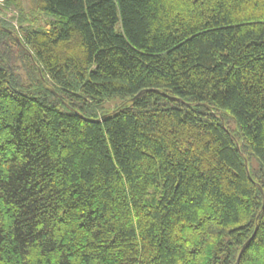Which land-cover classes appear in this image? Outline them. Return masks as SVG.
I'll return each mask as SVG.
<instances>
[{
    "label": "trees",
    "instance_id": "trees-1",
    "mask_svg": "<svg viewBox=\"0 0 264 264\" xmlns=\"http://www.w3.org/2000/svg\"><path fill=\"white\" fill-rule=\"evenodd\" d=\"M24 3L0 19V264H264V0Z\"/></svg>",
    "mask_w": 264,
    "mask_h": 264
},
{
    "label": "rangeland",
    "instance_id": "rangeland-1",
    "mask_svg": "<svg viewBox=\"0 0 264 264\" xmlns=\"http://www.w3.org/2000/svg\"><path fill=\"white\" fill-rule=\"evenodd\" d=\"M5 1V0H4ZM24 6L25 9L28 10L29 9V0H24ZM12 9V8H11ZM13 10V9H12ZM14 11V10H13ZM15 12V13H14ZM14 12H8V14L6 15L11 21H13L11 24L12 27L17 29L18 26V19H19V13L14 11ZM16 24V26H15ZM20 65V64H19ZM21 76L23 77V79L25 80V72L22 69L20 71ZM26 81V80H25ZM124 102L123 98H116V99H112V100H107L105 105H104V110L105 111H110L112 109H114L117 106H120L122 103ZM256 165V162L254 161V166Z\"/></svg>",
    "mask_w": 264,
    "mask_h": 264
},
{
    "label": "built area",
    "instance_id": "built-area-1",
    "mask_svg": "<svg viewBox=\"0 0 264 264\" xmlns=\"http://www.w3.org/2000/svg\"><path fill=\"white\" fill-rule=\"evenodd\" d=\"M8 12H14L11 8L7 7L4 0H0V19H3L4 21L13 24L6 15ZM15 13V12H14ZM16 26V24H15Z\"/></svg>",
    "mask_w": 264,
    "mask_h": 264
},
{
    "label": "water",
    "instance_id": "water-1",
    "mask_svg": "<svg viewBox=\"0 0 264 264\" xmlns=\"http://www.w3.org/2000/svg\"><path fill=\"white\" fill-rule=\"evenodd\" d=\"M139 95H140V93L137 96L133 97L132 101H135ZM104 119H105V116H102L100 121L103 122ZM223 127H224V125H223ZM247 175H248L249 179H251L249 172H247ZM239 257H240V255H239ZM239 257H238V260H239Z\"/></svg>",
    "mask_w": 264,
    "mask_h": 264
}]
</instances>
